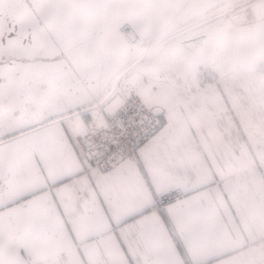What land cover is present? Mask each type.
<instances>
[{
  "label": "crops",
  "instance_id": "0c3cea01",
  "mask_svg": "<svg viewBox=\"0 0 264 264\" xmlns=\"http://www.w3.org/2000/svg\"><path fill=\"white\" fill-rule=\"evenodd\" d=\"M137 81L165 125L110 170L86 160L81 135L124 94L77 106L71 95L56 115L0 129V241L31 264H264V153L246 121L250 92L165 69ZM176 188L179 200L152 207Z\"/></svg>",
  "mask_w": 264,
  "mask_h": 264
},
{
  "label": "rangeland",
  "instance_id": "374dc122",
  "mask_svg": "<svg viewBox=\"0 0 264 264\" xmlns=\"http://www.w3.org/2000/svg\"><path fill=\"white\" fill-rule=\"evenodd\" d=\"M135 2L0 0V129L10 130L9 125L22 119L30 122L35 114L44 119L56 115L69 107L71 95L77 106L92 94L101 98L135 92L138 78L165 69L236 81L247 89L253 149L264 153V0H172L169 16L181 4L187 11L179 21L177 15L171 19L162 12L168 0H137L141 18L154 11L166 20L143 30L149 34L135 49L122 47L114 34L104 41L102 28L118 21L119 6ZM244 10L250 12L245 23L228 22ZM199 30L207 33L208 45L188 58L180 55L178 35ZM75 44L84 47L66 51ZM157 44L162 48L155 49Z\"/></svg>",
  "mask_w": 264,
  "mask_h": 264
},
{
  "label": "built area",
  "instance_id": "2783aa9c",
  "mask_svg": "<svg viewBox=\"0 0 264 264\" xmlns=\"http://www.w3.org/2000/svg\"><path fill=\"white\" fill-rule=\"evenodd\" d=\"M134 1H136L134 5L127 4L119 6L121 12L118 21L114 22V24L107 22V24L102 28L104 41L107 40L108 35L114 34L112 38L118 40L122 47L135 49L141 45L144 39L142 31L153 29V27H150L152 23L157 25L158 22H161L163 19L166 20L168 17H171L172 19L175 15H177V21H179L182 17L187 15L184 4H181L178 10L169 16L170 11L175 4H170V1L172 0H168L170 5L166 7L164 6L165 9L162 11L165 15H167L166 18H161L160 16L162 15H159L158 12L154 13V11H152L147 17L141 18L137 0ZM162 1L163 0H160V2ZM175 1L176 0H173V2ZM132 5L134 7H132ZM111 6V4L108 5L110 9H112ZM129 8H134L131 14L122 13V10L127 11ZM220 9L221 8H218L217 11ZM140 19L145 22L143 25L139 22ZM55 23L56 21L50 23L52 31L55 29L53 26ZM166 23L167 21H164L161 26ZM194 27L195 30L198 29L196 26ZM198 32H200V30ZM198 32L186 33V36H184L185 34H180L178 36H181L182 39L195 35ZM85 35L87 34L85 33ZM206 40V45L204 47L208 45L207 33ZM81 47L84 46L75 44L65 49L66 51L69 49H71V51H76ZM176 48L181 51L180 55L186 52L181 45L180 47L179 45L176 46ZM192 54L195 53L193 52ZM184 58L186 57L184 56ZM113 95H115V92L109 94L108 97H112ZM164 125L165 121L154 113L152 107L146 104L139 93L126 92L123 95L119 108L107 117L104 124L101 125L95 122H89L87 124L81 135L82 154L91 166L102 171L110 170L122 160L135 159L139 148L160 129H162ZM3 187V179H0V190H2ZM182 195V191L177 188L165 190L152 197L151 205L156 209L163 208L167 204L179 200Z\"/></svg>",
  "mask_w": 264,
  "mask_h": 264
},
{
  "label": "water",
  "instance_id": "95a60500",
  "mask_svg": "<svg viewBox=\"0 0 264 264\" xmlns=\"http://www.w3.org/2000/svg\"><path fill=\"white\" fill-rule=\"evenodd\" d=\"M229 19L233 24H239L243 18L231 15ZM206 33L200 31L195 35L180 39V45L186 52L197 51L206 45ZM154 111V110H153ZM155 114H157L154 111ZM0 264H31L19 251L0 241Z\"/></svg>",
  "mask_w": 264,
  "mask_h": 264
},
{
  "label": "flooded vegetation",
  "instance_id": "af4514ba",
  "mask_svg": "<svg viewBox=\"0 0 264 264\" xmlns=\"http://www.w3.org/2000/svg\"><path fill=\"white\" fill-rule=\"evenodd\" d=\"M236 14L239 16V18H243V20L240 23H245L248 20V16L250 15V12H249V10H246V11L244 10L243 12L240 11ZM233 15H235V14H233Z\"/></svg>",
  "mask_w": 264,
  "mask_h": 264
},
{
  "label": "bare ground",
  "instance_id": "6f19581e",
  "mask_svg": "<svg viewBox=\"0 0 264 264\" xmlns=\"http://www.w3.org/2000/svg\"><path fill=\"white\" fill-rule=\"evenodd\" d=\"M148 34H149V33H146L145 31H142V36H143V37L147 36ZM179 37H181V36H179ZM177 38H178V37H177ZM144 39H145V38H144ZM179 42H180V40H179ZM160 46H161V45H160ZM160 46H158V44H157V46L155 45L154 48L157 49V48L160 47ZM160 48H162V47H160ZM153 50H154V49H153ZM129 51H130V49L127 50V55H130V52H129ZM142 51H143V50H142ZM193 52H195V51L185 52L184 54H185V56L188 58ZM184 54H183V55H184ZM3 180H4V179H3Z\"/></svg>",
  "mask_w": 264,
  "mask_h": 264
}]
</instances>
